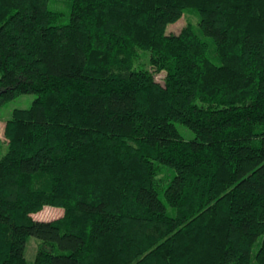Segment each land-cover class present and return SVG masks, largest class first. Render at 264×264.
Here are the masks:
<instances>
[{"label":"trees","instance_id":"obj_1","mask_svg":"<svg viewBox=\"0 0 264 264\" xmlns=\"http://www.w3.org/2000/svg\"><path fill=\"white\" fill-rule=\"evenodd\" d=\"M65 1L0 0V108L38 95L5 125L0 264L30 236L33 264H264V0Z\"/></svg>","mask_w":264,"mask_h":264},{"label":"rangeland","instance_id":"obj_2","mask_svg":"<svg viewBox=\"0 0 264 264\" xmlns=\"http://www.w3.org/2000/svg\"><path fill=\"white\" fill-rule=\"evenodd\" d=\"M48 6L52 10H56L62 13L61 19H59L56 22L57 25H65L69 23L70 8L65 0H49ZM199 22H200V15L198 14V12L192 9H188L183 13L182 17L179 20L167 26L166 32L179 33L188 24H191L196 30H199L200 29ZM140 54H141V59L136 64V68L142 67L153 70V68L150 66L149 63L151 52L140 50ZM165 75H166L165 72H156V80L163 82ZM0 78H1V73H0ZM37 96L38 95L34 93L22 94L17 96L15 99L7 102L0 108V158H2L8 152V141L4 133L6 121L12 117L15 109L30 108L34 100L37 98ZM176 125L180 133L186 139H193L195 137L194 131L185 124L177 122ZM161 196L162 199L165 200L162 193ZM169 212L170 214H173V211L170 207H169ZM63 214H64L63 208L46 206L42 211L35 213L33 217L38 220L51 221L62 217ZM262 240L263 238L260 237L255 243L253 247V254H256V252L260 248ZM41 242H42L41 239L35 236H30L28 238L26 245V258L29 264L34 263L38 246L41 244ZM251 264H257L255 258H253Z\"/></svg>","mask_w":264,"mask_h":264},{"label":"crops","instance_id":"obj_3","mask_svg":"<svg viewBox=\"0 0 264 264\" xmlns=\"http://www.w3.org/2000/svg\"><path fill=\"white\" fill-rule=\"evenodd\" d=\"M34 216V215H33Z\"/></svg>","mask_w":264,"mask_h":264}]
</instances>
